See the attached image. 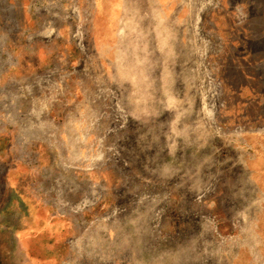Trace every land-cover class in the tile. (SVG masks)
<instances>
[{"label":"rangeland","instance_id":"rangeland-1","mask_svg":"<svg viewBox=\"0 0 264 264\" xmlns=\"http://www.w3.org/2000/svg\"><path fill=\"white\" fill-rule=\"evenodd\" d=\"M28 15L0 37L1 71L17 46L41 60L31 90L1 87L20 183L0 166V264H264V0H30Z\"/></svg>","mask_w":264,"mask_h":264},{"label":"crops","instance_id":"crops-1","mask_svg":"<svg viewBox=\"0 0 264 264\" xmlns=\"http://www.w3.org/2000/svg\"><path fill=\"white\" fill-rule=\"evenodd\" d=\"M30 4V0H0V28L3 27V22H5L6 18L10 17L12 18V22L16 24V27L23 28V30L27 31L28 24L30 22L29 15H28V5ZM4 29L0 30V37H5V34L2 33ZM20 33L21 31L18 30ZM2 48V47H1ZM17 52H14V55H18L17 61H18V67L14 69H9L6 71L0 70V103L5 101V91L2 88L4 87H14L15 85H21L25 84V88L31 90L33 88L35 83H39L37 81L33 82V78L30 75V71L28 70H34L35 66L41 63V60L38 56V53L35 52H27L26 49H21L20 47H16ZM4 51V49H3ZM23 62V64H21ZM22 65V66H21ZM34 68V69H33ZM20 71H27L28 73H25L23 77H21L20 74L17 72ZM7 73V75H6ZM32 83V84H30ZM29 90H26L24 95L21 96L20 99H17L18 101L17 107L20 109L21 105L26 103V99L30 97L28 94L31 92ZM26 94V95H25ZM7 96V95H6ZM9 96H12V94L9 93ZM8 96V97H9ZM14 97V96H12ZM0 117L4 118V111H1ZM19 113V112H18ZM21 116V113H20ZM18 116V118L20 117ZM17 118V116H16ZM35 135L37 136L38 133L36 132ZM37 138V137H36ZM10 140L9 138H6V135L3 132H0V150L2 151H9L10 146ZM18 167L19 165H15V168H13V172L8 175L7 182L15 187L20 183V178L18 177ZM3 236V235H2ZM1 236V237H2ZM0 237V262H2L3 259V248L5 247V241L3 238Z\"/></svg>","mask_w":264,"mask_h":264},{"label":"flooded vegetation","instance_id":"flooded-vegetation-1","mask_svg":"<svg viewBox=\"0 0 264 264\" xmlns=\"http://www.w3.org/2000/svg\"><path fill=\"white\" fill-rule=\"evenodd\" d=\"M1 151V150H0ZM5 165L6 166H8V167H10L11 169H8V172H7V175L6 176H4V177H6V179H7V177H8V175L9 174H11L12 172H13V168H15V166L14 165H11V163H9V162H7L6 163V160H4L2 157H0V166H2V167H5ZM12 166V167H11ZM4 179V178H3ZM4 226H2V228L0 227V237L2 236V235H4ZM19 233V232H18ZM14 240H15V247L17 246H23V242L19 239V237H18V234H17V232L16 233H14ZM4 240V239H3ZM5 241V240H4ZM21 254V253H20Z\"/></svg>","mask_w":264,"mask_h":264}]
</instances>
